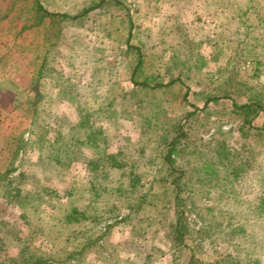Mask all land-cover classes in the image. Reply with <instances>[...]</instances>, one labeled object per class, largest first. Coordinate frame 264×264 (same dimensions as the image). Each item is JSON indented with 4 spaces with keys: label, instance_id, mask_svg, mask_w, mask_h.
<instances>
[{
    "label": "rangeland",
    "instance_id": "374dc122",
    "mask_svg": "<svg viewBox=\"0 0 264 264\" xmlns=\"http://www.w3.org/2000/svg\"><path fill=\"white\" fill-rule=\"evenodd\" d=\"M97 1L40 0L48 11L70 17ZM121 3L134 26L130 43H144L140 76L180 82L154 90L131 84L135 57L124 53L129 24L125 10L111 0L75 19L40 18L35 0H0V264H16L24 246L36 256L62 253L69 237L86 229L92 212L105 213L103 206L117 200L110 194L122 173L115 160L139 161V169L154 171L157 165L143 164L152 144L173 121L186 124L190 104L200 109L186 126L191 147L205 144L204 151L222 153L208 194L204 182L190 183L198 187L194 206L224 209L200 210L203 222L187 221L186 240L180 241L168 226L171 210L145 206L112 226L102 243L115 248L112 257L89 252L81 264H189L188 247L198 243L203 246L194 255L202 262L264 264V208H257L264 170L251 154L248 180L234 174L241 140L232 109L234 101L264 92V0ZM43 61L44 76L38 78ZM222 95L231 100L204 109L207 96ZM263 123L264 112L253 121L257 127ZM257 140L256 150L264 155V135ZM63 145L68 151L60 150ZM178 159L189 161L191 172L206 161L199 153L183 152ZM156 187L157 193L166 188ZM212 216L214 229L199 233ZM197 236L205 237L192 239Z\"/></svg>",
    "mask_w": 264,
    "mask_h": 264
},
{
    "label": "trees",
    "instance_id": "16d2710c",
    "mask_svg": "<svg viewBox=\"0 0 264 264\" xmlns=\"http://www.w3.org/2000/svg\"><path fill=\"white\" fill-rule=\"evenodd\" d=\"M35 1L37 10L40 14V18L62 17L75 19L87 14L91 10L100 7L105 0H98L93 4H90L89 6L82 9L81 12L71 17L68 16V14L65 12L48 11L43 7L40 0ZM111 2L116 4V6H120L118 8L125 10V19L129 24L127 29L128 32L124 41V53L129 56L132 55L133 57H135V64L132 65L130 71H128L131 84L141 89L145 88L154 90L169 87L175 82H180V77H175L166 82H163L158 74H145L143 77L140 76L145 72V59L142 47L144 43L142 41H140L138 45H133L130 43V39L133 36L132 29L134 26L130 14L127 11V7L121 3V0H111ZM139 40L141 39L139 38ZM44 63L45 62L43 61L38 71V78L44 76V73L42 71ZM187 95L188 91H186L183 95L184 101L187 100ZM219 99L231 100V97L228 95L207 96L203 100L204 109L208 106L209 103H211L212 101H217ZM189 106L192 110H187L184 114L186 124L181 123V121L178 120L173 121L170 127L165 131L166 134L160 136L159 139H157L155 143L152 144V155L151 157H148L143 162V164H148L149 166H152L153 164L157 165V168L154 171H152L150 168L148 170L139 169V161H134V163L126 165V161L123 163L121 160H115L114 165L119 170L121 169L122 172L119 183L120 186L111 189V196L115 194L117 200L111 202L110 205L107 204L106 206H103V209L106 208L105 213L98 211L97 213L93 214L92 212V214L88 218L90 223L86 226V229H84V231H82L81 233H76L75 235L70 236L66 244V249L63 250L62 253H45L36 256L29 252V250L27 249L28 247L26 248L24 246L21 249V257L16 261V264H81L82 261L85 260V257L89 252H95L97 254H100V256H106V258H110L113 256V254H115V248H113L112 250L108 249L107 247L104 248L102 243L106 241L107 235L109 234L112 226L115 225L114 223L127 222L130 215L143 213L145 206H148L151 209L155 210L159 209L160 211L171 210L172 217L170 218L171 221H169L170 223L168 226L180 241L186 240V235L188 232V222L195 220V217H198V219H200V222H203V217H200L199 214L200 210L205 211L206 214H211L214 211L212 208L215 206H218V210L221 206V210H223L224 207L222 205L219 206L216 204L202 205L200 206V210L198 207L195 208L194 206L195 202L193 200L195 199V197L199 196L198 187H200L201 185L205 186V184L208 185V187H204L206 188V193L208 194V192H210V189L213 188L212 186H216L215 182L213 183V180L217 181L218 179L215 173V166L217 165V162L219 161L222 153L219 150H216L217 152L213 150L204 151V148H206L205 144L201 145V149H199L195 144L193 145V147H191L192 144L189 135L190 129L186 126L187 123L191 121L190 119L195 116V114L200 109H198V107H196L194 104H190ZM232 109L239 119L238 131L241 140V147L239 149H236L234 152V156L236 158L235 160H237V162L234 165L233 170L235 171V175L242 176V178L247 181L249 178L247 176L248 168L251 166L253 159H249V155H256V158H259V161L257 160L258 166L264 170V164L261 163V161L264 159V155L256 150V147L258 145L257 135H264V123L261 127H257L253 124L254 119L260 113L264 112V92H259L256 90L252 95L248 97L247 101L243 103H237L234 101L232 103ZM43 142H32V144L36 143L38 145L36 147L41 149V147L43 146ZM23 144L27 145V142ZM32 144H30V146ZM24 148H26V146H24ZM60 150L68 151L67 145H63ZM183 152L188 155L199 153L201 158H204L205 156L206 161L202 164L199 163L198 167L193 169V172H191L189 170V167L192 164H189L187 166L189 161L185 162L178 159V157L182 156ZM156 154H159V157L158 155L156 157L158 158L157 160L155 159ZM197 158L199 159V157ZM263 175L259 180H264ZM194 181L199 182L200 185L198 187L194 186L195 184L191 186L190 183ZM203 182L205 184H202ZM157 184H163L164 186H166V188L161 193H157ZM19 190L20 189L16 188L14 190V195L19 196ZM100 193H96V195ZM168 194H170L171 196L169 200L162 199V196L167 197ZM158 198L161 199V202L158 201ZM263 200L259 201V205L257 207L259 208V210L264 208ZM158 205H160L159 208ZM188 212H193L194 217H189ZM70 216L71 215H67L66 218H70ZM215 220L216 218L212 216V218L207 220L206 223H201L199 227V233L202 232L203 234L207 235L216 226ZM131 234H135V231H131ZM80 236L81 240L77 242V238ZM204 237L202 236L198 238L197 236V238H191L195 241H199L200 239L203 240ZM197 245L199 247L195 245L192 247H188V249H190L193 253L189 264H233L224 259L202 262L199 258L195 257L194 253L195 251L202 248L203 245L199 243Z\"/></svg>",
    "mask_w": 264,
    "mask_h": 264
}]
</instances>
